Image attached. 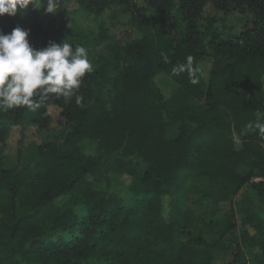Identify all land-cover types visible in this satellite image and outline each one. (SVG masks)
I'll return each mask as SVG.
<instances>
[{"label":"trees","instance_id":"obj_1","mask_svg":"<svg viewBox=\"0 0 264 264\" xmlns=\"http://www.w3.org/2000/svg\"><path fill=\"white\" fill-rule=\"evenodd\" d=\"M54 2V14L47 0L5 14L0 32L21 27L42 49L84 47L83 32L66 31L81 13H126L133 28L88 55L94 70L73 97L0 109V264H214L215 251L264 264V139L247 127L264 112V0ZM233 14L239 31L223 36ZM188 56L196 84L187 70L172 75ZM54 126L69 129L62 142L4 166L9 146ZM190 180L197 202L224 215L214 237L178 230Z\"/></svg>","mask_w":264,"mask_h":264},{"label":"clouds","instance_id":"obj_2","mask_svg":"<svg viewBox=\"0 0 264 264\" xmlns=\"http://www.w3.org/2000/svg\"><path fill=\"white\" fill-rule=\"evenodd\" d=\"M32 6L37 9L35 0H0V17L7 14L14 17L24 13ZM54 0H47L46 12L54 14ZM29 32L16 27L10 34L0 32V109L25 107L35 111L49 99L71 98L80 88L82 78L91 73L93 64L89 60L87 49L70 43H50L42 49H35L28 41ZM186 63L172 68V75L188 71L192 78L193 57L188 56ZM38 98V99H34ZM82 97L76 96L77 103ZM256 120L247 127L255 128L264 139V112L256 111Z\"/></svg>","mask_w":264,"mask_h":264},{"label":"rangeland","instance_id":"obj_3","mask_svg":"<svg viewBox=\"0 0 264 264\" xmlns=\"http://www.w3.org/2000/svg\"><path fill=\"white\" fill-rule=\"evenodd\" d=\"M242 17L233 14L224 19L221 32L223 36L237 33L241 26ZM130 18L126 13H119L116 17L110 18L104 16L103 19H97L87 13H81L73 16L70 25L66 28L67 35L70 38L71 33L83 32L85 48L89 56L97 54L107 55L106 47L116 42L124 43L128 37L127 33L132 29ZM69 129L63 126H54L51 131L41 134L40 138L31 139L22 150H18L13 145L9 146L3 153L4 166L15 168L28 158H33L39 149H44L45 145L51 142H62ZM241 174L246 170L241 169ZM198 181L190 180L188 186L181 196L180 207L182 214L177 219L178 230L184 240H188L192 235L203 232L210 238L217 234L218 221L223 220V213L215 207L197 202V195L193 192L192 186ZM119 195L124 200H130L127 197L126 188L119 187ZM214 222L213 229H205V220ZM231 234L229 233L228 236ZM214 264H227L232 260L231 252L215 251Z\"/></svg>","mask_w":264,"mask_h":264}]
</instances>
